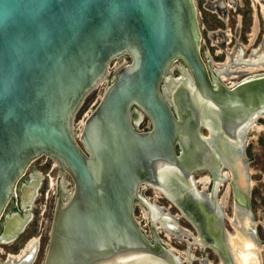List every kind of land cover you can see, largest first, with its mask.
Masks as SVG:
<instances>
[{
  "label": "water",
  "instance_id": "95a60500",
  "mask_svg": "<svg viewBox=\"0 0 264 264\" xmlns=\"http://www.w3.org/2000/svg\"><path fill=\"white\" fill-rule=\"evenodd\" d=\"M201 39L196 0H0V225L20 193L24 211L33 204L40 180L36 191L19 185L31 165L55 163L62 174L43 264H179L157 220L171 236L194 239L149 205L143 185L187 215L201 263L261 264L243 138L262 118L264 75L224 85L204 62ZM123 58L130 62L111 76ZM177 62L186 68L179 64L180 79L171 75ZM107 79L78 132V113ZM135 110L149 130L136 127ZM204 128L233 142L214 141L208 131L204 138ZM208 142L229 166L234 238L215 194L199 197L192 178L216 161ZM211 171L215 179L218 170ZM138 204L151 237L136 220ZM30 218L7 215L2 237L14 242Z\"/></svg>",
  "mask_w": 264,
  "mask_h": 264
},
{
  "label": "flooded vegetation",
  "instance_id": "af4514ba",
  "mask_svg": "<svg viewBox=\"0 0 264 264\" xmlns=\"http://www.w3.org/2000/svg\"><path fill=\"white\" fill-rule=\"evenodd\" d=\"M246 1H250L252 4V7H254L253 3H254V5H256V4L259 5L260 7H261V5H263L262 3H264V0H259V1L258 0H252L253 3L251 0H196L199 25H200V30H201V34H202L201 54H202L203 60L206 63L210 72H213L220 79V81L228 87H234V86H236L240 83H243L249 79L264 75V33L262 31L264 29V25L262 28V24H261V18H262V20H264V18H263L264 16H263V14L261 15V13H262V9H261V13L258 17V21H256V22H259V32L257 30V32L254 31V33H252V29H253L254 24H255V15L252 16L253 26L251 27V32L244 31L245 15L241 14V11H244L243 9L246 6ZM263 10H264V8H263ZM233 12L235 13V15L233 14ZM256 25H257V23H256ZM141 120H142V118H141ZM203 130L208 131V135L210 136V138H212V140L214 139V141L219 140V139H221V140L225 139L229 142H233L229 139H226L222 134H220L216 130V128H213L212 133L210 132V129H208V128H204ZM246 137H248L250 139L251 135L249 133H247L243 138L244 139V147H245L244 152L246 155V163H247V168H248L249 158H248V154H247V149L250 146V143ZM204 138H205V135H204ZM236 142H238V140ZM208 143L210 144L213 152L215 153L216 161L213 162V164H211V167H210L211 169L209 168V169H202V170L195 171L192 175L193 181H194V184L196 186L199 197L209 199L210 193L215 194L217 200L219 201L220 205L222 206V208L224 210L226 230L229 234H231L230 229L233 230V232H234V228H233V226H231L232 224L230 223V219H229L230 217L233 218V215L230 216V214L228 213V208L230 207V203H231V188H229V186H230V175L227 174V172L229 173V167L223 166L221 158L217 154L216 149L213 146V143L212 142H208ZM215 168L218 170V175L214 179L211 170L215 169ZM37 172L38 171L33 172L35 184L37 183V179H38V177L35 176V174L38 175ZM198 173H203V174L198 176ZM165 174H168L171 177L172 182L174 181V178L176 176H174V175L171 176L169 174V172H167V173L165 172ZM206 177H209L210 180L208 183L204 184L201 182V180L206 178ZM176 179L178 180L179 183H182L184 186L188 184V183L182 181L179 177H176ZM211 179H212V181H211ZM219 179H222L221 185L217 190L218 192H216L215 191V188H216L215 182L219 181ZM39 180L41 182L39 189H41V187H43V185H44V182H43V179H41V178ZM227 183L229 184L228 188L230 190L226 188L227 191H224L225 193H224L223 197H220L222 190H224L225 187H227ZM28 185H29L28 181L20 183V190L22 191V189L27 187ZM143 187L154 188L150 185H145ZM145 188H144V190H145ZM155 191H156V189H155ZM157 193L162 194L161 192L156 191V194ZM162 195H165L166 198L169 200L172 199V197H168L164 193ZM250 195H251V192H250ZM38 196H39V194H37V196L35 197V200H34L32 205H30V204L26 205V208L24 211L21 207L22 194L20 193L18 200L13 201V203L10 205V207L7 211V215H9V219L12 218L14 215H16V213L17 214L19 213L20 215H22L24 217L27 214H30L32 217H31L28 225L31 222H33L34 218H35V214L33 212L34 203L36 202ZM223 198L226 201L225 204L222 203ZM147 201H149V200L147 199ZM249 202H250V200H249ZM150 206L154 207L153 204H150ZM176 206L180 210V206L179 205H176ZM29 211H31V212H29ZM164 212H166V211H164V209L162 208V213H164ZM169 215H170L171 219L177 220L178 224L182 218H185L190 223L187 215H178V216H180V218H178V219H177L178 216H176V215H172L171 213H169ZM6 216H4V218L2 219V224L0 227V244H3V245H8V244L2 243V241H1V237L3 234V225L6 224V222H5ZM253 219H254V222L256 223L257 219L254 216H253ZM149 223H150V220H149ZM28 225H27V227H28ZM259 225L260 224L257 223L256 225H254V227L256 226L255 227V235H256V238H258V241L260 243V242H262V240L258 234V226ZM191 226H192V224H191ZM27 227L25 228L23 233H25ZM162 232L163 231H161L160 234ZM194 234H195V236H197L196 232ZM20 236L18 237V239L20 238ZM18 239H16L15 241H17ZM14 242H12V243H14ZM9 244H11V243H9ZM165 245L168 247L167 244H165ZM40 247H41V243L39 241V248ZM263 247H264V245H263ZM192 248H198V246L193 245L192 240H190L188 243L189 253H190V250ZM38 251H39V249H38ZM38 251H37V253H38ZM178 256L180 257V260L182 261V263L188 264V261L185 260L184 255H178ZM194 257L196 258V256H194ZM262 258H263V256H262ZM218 260H219V258H218ZM195 261H197V258ZM34 262H35V259H34ZM200 262H201V260H200ZM204 264H206V263H204ZM262 264H263V261H262Z\"/></svg>",
  "mask_w": 264,
  "mask_h": 264
},
{
  "label": "rangeland",
  "instance_id": "374dc122",
  "mask_svg": "<svg viewBox=\"0 0 264 264\" xmlns=\"http://www.w3.org/2000/svg\"><path fill=\"white\" fill-rule=\"evenodd\" d=\"M253 6L254 7H252V4L250 1H246V6L243 9L244 11H241V14L245 15L244 31L251 32V27L253 26L252 16L255 15V24L252 29V33H254L255 31L254 29L258 30L259 32V22H256V21H258V17L261 13V9H262L261 15L263 14L264 16L263 6L260 7L257 4L254 5V3H253ZM233 14L235 15L234 12ZM261 24L263 28L264 20H262V18H261ZM262 31L264 33V29ZM129 62L130 61L127 58L114 61L110 69L111 76L115 73V71L119 67ZM179 64L181 63L177 62L172 67L171 75L174 78L180 77V72L178 69ZM109 82H110L109 79L104 81L86 99L82 109L80 110V112L78 113L76 117V125L78 128V132H81L83 128L82 126H80V124L84 122L86 118L97 107L98 103L100 102L106 89L109 86ZM255 124L258 125L260 129L249 131V134L251 135L252 139L251 138L249 139L250 146L247 149V154L249 158L248 168L251 171V175H252L251 176L252 187L250 189V192H251V203H252L253 216L257 219V223L260 224L258 226V234L261 240H264V115H262V118L257 119L255 121ZM136 127L140 131H147L151 128V122L145 116H143L141 122L136 124ZM202 133L206 136V130H203ZM53 166L54 168H52ZM34 171H38V172L40 171V174L42 175L43 182H44L43 187H41V189L38 190L39 196L36 202L34 203V209H33V212L35 214L34 221L28 225L25 233H23L17 241H15L14 243L8 244V245L0 244V264L6 263L10 256L19 255L20 253H22L24 249L27 248L29 242H31L34 239H37L40 241L41 247L39 248V245H37L34 248L36 258H34L35 262L33 261L34 262L33 264H43L44 263L46 250H47L48 243H49L53 216H54L58 180H59L60 174L62 173L60 169L57 166H55V164L51 160H47V158H41L35 161L31 165V167L27 171V174L21 180L20 183L25 182V181L26 182L31 181L33 178ZM202 174L203 173H198V176ZM48 176L51 179H53V183H54L53 184L54 187L53 189H51V191H50V188L48 187ZM66 179L69 182L68 189H72L73 183L68 175L66 176ZM228 185L229 184L227 183V187H225V189L223 188L224 190H222L220 197H223L225 193L224 191H227L228 189ZM144 188L145 187L142 186L140 190L141 195L147 198L149 202L154 205V207H162L164 211L169 212L172 215H176V216L180 215V210L178 209V207L171 202L172 200H169L166 198L165 195H162L163 192L156 190L162 193V194H159V193L156 194V191H155L156 188L154 189V188L147 187L145 188V190ZM47 194H49V198H46ZM228 213L230 214V216L233 215L232 200L230 203V207L228 208ZM135 217H136L137 222L140 224V227L143 228V230L146 232L148 237H151V231L149 229L146 217L144 215L142 206L140 204L136 206ZM180 224L183 228H186L187 230H190L193 233H195V230L185 218H182L180 220ZM162 231L163 232L160 234V238L162 239V241L165 244H167L168 247L173 249L174 252L176 251L175 254L177 256L184 255L185 260H186V254L187 252H189L188 243L185 240L183 241L179 237H174V236L169 235L165 230H162ZM230 231L231 233H233V230L230 229ZM190 254L196 256L197 261H195V264H204L200 262L202 254L199 248H192L190 250ZM262 256H263V264H264V247L262 250Z\"/></svg>",
  "mask_w": 264,
  "mask_h": 264
},
{
  "label": "bare ground",
  "instance_id": "6f19581e",
  "mask_svg": "<svg viewBox=\"0 0 264 264\" xmlns=\"http://www.w3.org/2000/svg\"><path fill=\"white\" fill-rule=\"evenodd\" d=\"M259 1V0H258ZM263 5H261V6H263V8H264V3H262ZM255 30V32H257V30L256 29H254ZM181 66L183 67V69H184V71L186 72V68L181 64ZM179 72H180V69H179ZM178 79H180V77L178 78ZM167 86V88H168V85H165V87ZM262 115H264V112H262ZM134 116H136V117H139V119H140V121H141V118L143 117L142 116V114L140 113V111H138V110H135V115ZM257 119H255V120H252V121H250V123H249V126H248V128H247V130H246V133H245V135L247 134V133H249V131H251V130H259L260 129V127H258V125H256L255 124V121H256ZM135 123L137 124V123H139L138 121H135ZM83 124H84V122H82L81 124H80V126H83ZM79 126V125H78ZM244 135V136H245ZM206 137V136H205ZM249 137V136H248ZM248 137H246L247 138V140H249V138ZM252 139V138H251ZM229 167V166H228ZM247 171H248V179H249V187H250V189H251V187H252V181H251V171L247 168ZM38 173V172H37ZM227 174H229L228 172H227ZM35 176H37L38 177V179H37V181H39V179L41 178V179H43V177L41 176V175H37V174H35ZM193 178V177H192ZM209 180H210V178L209 177H206V178H204V179H202L201 180V182L202 183H204V184H206V183H208L209 182ZM29 183V185H28V188H31V187H33V190L35 189V191L37 190L36 188V184H35V179H34V177L32 178V180L31 181H29L28 182ZM63 183L64 184H66V185H68L69 184V182L65 179V178H63ZM254 183V182H253ZM143 186H145V185H143ZM36 187V188H35ZM205 187V186H204ZM142 188V187H141ZM229 188H230V186H229ZM228 188V189H229ZM67 189H68V187H67ZM71 190L72 189H68V191H69V193H71ZM156 190H158V189H156ZM230 190V189H229ZM32 191V190H31ZM159 191V190H158ZM168 196V195H167ZM168 197H170V196H168ZM170 200H172V199H170ZM225 200H224V198L222 199V203H224L225 204ZM148 203H149V205L151 204L149 201H148ZM226 206V205H225ZM32 217V216H31ZM178 218H180V216L179 217H177V219ZM31 219V218H30ZM230 219V223L232 224L231 226H233V228H234V225H233V218H229ZM178 222V221H177ZM255 223V222H254ZM257 224V222L254 224V225H256ZM179 227L182 229V230H184L188 235H190L194 240H192V242H193V245H195V246H197V244H196V242H195V240L196 241H200V239H199V237H198V235L197 236H195V234L194 233H192V231H190V230H187L186 228H183L181 225H180V222H179ZM256 227V226H255ZM156 228H157V230H158V233H159V236H160V231H162V230H164L161 226H160V220H157V226H156ZM8 231H9V229H8ZM167 232V231H166ZM168 233V232H167ZM169 234V233H168ZM170 235V234H169ZM227 237L228 238H234V232H233V234L231 233V234H229L228 232H227ZM180 238V237H179ZM180 239H182L183 241L185 240L186 242H188L189 243V241H190V239H185V238H180ZM162 240V239H161ZM1 241H2V243H4V244H8L9 242L11 243V241L12 240H8L7 238H6V236H4V238L2 237V239H1ZM256 241L257 242H259L258 241V238H256ZM163 242V241H162ZM164 243V242H163ZM191 243V242H190ZM260 243H262V242H260ZM263 244V243H262ZM37 245H39V240H37V239H34V240H32L31 242H29V244H28V246H27V248L26 249H24V251L22 252V253H20L19 255H15V256H10L9 258H8V261L5 263V264H32L33 263V261H34V258H35V252H34V248L37 246ZM164 245H165V243H164ZM194 247V246H193ZM170 251H171V253H172V255H173V257L179 262V264H183L182 263V261L180 260V257L179 256H177L176 254H175V252H174V250L173 249H171L170 247H167ZM263 258H261V264H262V260ZM186 260L188 261V258H187V254H186Z\"/></svg>",
  "mask_w": 264,
  "mask_h": 264
},
{
  "label": "built area",
  "instance_id": "2783aa9c",
  "mask_svg": "<svg viewBox=\"0 0 264 264\" xmlns=\"http://www.w3.org/2000/svg\"><path fill=\"white\" fill-rule=\"evenodd\" d=\"M47 160H50V159L47 158ZM54 164H55V163H54ZM55 166H56V164H55ZM52 168H54V166H53ZM59 180H60V176H59ZM59 180H58V182H59ZM49 183H50V184H49ZM53 184H54V183H53V179H51V178L48 176V187L50 188V191H51V189H53V187H54ZM46 198H49V194L46 195Z\"/></svg>",
  "mask_w": 264,
  "mask_h": 264
}]
</instances>
